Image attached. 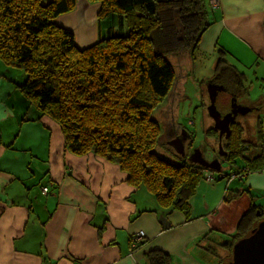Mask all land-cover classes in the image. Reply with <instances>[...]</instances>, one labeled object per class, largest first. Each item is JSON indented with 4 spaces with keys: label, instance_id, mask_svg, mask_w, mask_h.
<instances>
[{
    "label": "crops",
    "instance_id": "crops-1",
    "mask_svg": "<svg viewBox=\"0 0 264 264\" xmlns=\"http://www.w3.org/2000/svg\"><path fill=\"white\" fill-rule=\"evenodd\" d=\"M97 11L79 24L94 22L98 37ZM210 18L198 50L223 49L243 75L248 108L262 112L264 135V0H217ZM24 81L21 71L0 62V264H144V254L156 248L170 255V264H226L227 253L213 261L205 248L228 241L251 205L264 211V157L260 169L240 178L229 166L214 170L213 181L206 172L186 217L132 188L117 165L65 151L59 126L39 119L18 91ZM242 162L239 168L248 166ZM139 231L145 237L132 250L130 239Z\"/></svg>",
    "mask_w": 264,
    "mask_h": 264
},
{
    "label": "trees",
    "instance_id": "trees-1",
    "mask_svg": "<svg viewBox=\"0 0 264 264\" xmlns=\"http://www.w3.org/2000/svg\"><path fill=\"white\" fill-rule=\"evenodd\" d=\"M88 1L99 4L96 20L101 31L94 44L81 49L74 34L56 23L75 9L77 0H0V62L24 74L18 91L39 119L50 118L59 126L65 151L75 156L91 153L117 165L132 188H143L157 205L188 217V199L207 169L192 161L177 164L158 156L160 128L151 113L175 80L167 57L182 53L195 57L212 24L214 8L206 0ZM215 50L218 60L212 82L232 96H246L243 75L226 61L223 49ZM229 128L222 141L221 163L236 169L232 173L236 178L260 169L261 118L256 120L254 140L242 138L244 128L238 121ZM206 135L218 144L216 130L208 129ZM236 160L248 166L239 168ZM262 220L264 211L251 205L236 233L221 245L228 254L226 264L234 244ZM205 249L216 255L215 248ZM170 262V255L160 248L144 254V264Z\"/></svg>",
    "mask_w": 264,
    "mask_h": 264
},
{
    "label": "rangeland",
    "instance_id": "rangeland-1",
    "mask_svg": "<svg viewBox=\"0 0 264 264\" xmlns=\"http://www.w3.org/2000/svg\"><path fill=\"white\" fill-rule=\"evenodd\" d=\"M98 5L97 2L77 0L73 11L56 19L57 23L64 21L66 28L73 32L76 45L81 49L98 40L97 25L94 22L84 21L83 24H79L94 9L96 12ZM103 24L105 23H102L101 27L104 32L106 25ZM94 32L95 36H93ZM167 59L174 69L175 80L163 103L151 113V118L160 128V137L155 147V153L161 158L177 164L190 163L193 160L192 156L199 153L205 162L210 163L218 154V145L212 137L206 135V130L213 128L214 125L213 119L208 113L210 101L207 85L215 77L218 54L215 49L210 54L197 50L193 58L187 53H182L171 55ZM221 89L215 101L216 108L221 114L226 113L233 102L252 107L253 104L250 103L247 96L235 97L223 87ZM252 108L250 112L237 117V121L242 123L244 128L242 135L244 140H254L256 120L260 117L262 119V112L256 107ZM175 141H180L182 151L179 150L176 143L173 144ZM235 163L237 167L243 165L242 160H236ZM225 167L227 168L226 164ZM212 246H215L216 252V258L213 261L219 258L222 252L226 253L224 249L216 247L214 242ZM222 264H225V260Z\"/></svg>",
    "mask_w": 264,
    "mask_h": 264
},
{
    "label": "water",
    "instance_id": "water-1",
    "mask_svg": "<svg viewBox=\"0 0 264 264\" xmlns=\"http://www.w3.org/2000/svg\"><path fill=\"white\" fill-rule=\"evenodd\" d=\"M221 88V86L214 83H209L207 85V93L210 101L208 113L213 119L214 128L219 131V136L225 133L226 137H228L231 122L235 120L237 115H245L250 111V108L246 106H237L235 103H232L230 112L221 116L215 105L217 94L222 90ZM175 143L179 147V150L182 151L180 146L181 143L179 141ZM220 147L219 145V148ZM220 155L224 156L225 152L220 153ZM195 156L196 158H193L194 162L208 169L220 171L221 164L217 160L207 163L199 153H196ZM228 264H264V220L260 221L248 236L238 240L234 244L232 248V258Z\"/></svg>",
    "mask_w": 264,
    "mask_h": 264
},
{
    "label": "built area",
    "instance_id": "built-area-1",
    "mask_svg": "<svg viewBox=\"0 0 264 264\" xmlns=\"http://www.w3.org/2000/svg\"><path fill=\"white\" fill-rule=\"evenodd\" d=\"M210 3L212 5L213 8H215L216 4H217V0H210ZM208 178V175H206V179ZM41 191L43 194L47 193V188L43 187L41 188ZM144 232L143 231H139L137 233H135L134 235H132L131 239H130V247L132 250H134L135 248L138 247L139 243L142 242L143 238H144Z\"/></svg>",
    "mask_w": 264,
    "mask_h": 264
},
{
    "label": "flooded vegetation",
    "instance_id": "flooded-vegetation-1",
    "mask_svg": "<svg viewBox=\"0 0 264 264\" xmlns=\"http://www.w3.org/2000/svg\"><path fill=\"white\" fill-rule=\"evenodd\" d=\"M211 83H214V82H211ZM214 84H216V83H214ZM221 86L224 87L223 85H221ZM224 89H225V87H224ZM225 90H226V89H225ZM227 92H228V91H227ZM218 93H219V92H218ZM228 93H229V92H228ZM236 103H237V102H236ZM231 105H232V103H231ZM231 105H230V108L227 110L226 113L230 112V110H231ZM237 106H240V105H238V103H237ZM224 114H225V113L221 114V116H223ZM238 116H239V115L236 116V118H235V120H234L233 122H236V121H237V117H238ZM233 122H231V123H233ZM218 134H219V133H218ZM218 137H219V136H218ZM227 138H228V137H226L225 133H223V134L218 138V139L220 140V142H219L220 144H219V145L221 146V147H220L221 149L219 148V145H218V154L215 156L214 160H217V161L221 164V166H224V165L221 163V161H220V157L223 156V155H220V153H224V152H223V145H222L223 142H222V141H223V140H226ZM195 155H196V154H195ZM195 155H193L192 157H193V158H196ZM214 160H213V161H214ZM221 171H223L222 168L220 169L219 172H221Z\"/></svg>",
    "mask_w": 264,
    "mask_h": 264
},
{
    "label": "bare ground",
    "instance_id": "bare-ground-1",
    "mask_svg": "<svg viewBox=\"0 0 264 264\" xmlns=\"http://www.w3.org/2000/svg\"><path fill=\"white\" fill-rule=\"evenodd\" d=\"M192 162H194L193 160H191ZM194 163H197V162H194ZM198 164V163H197ZM205 167V166H204ZM206 168V167H205ZM225 169L224 168V166H221L220 165V169ZM207 169V175H208V178L206 179L207 181H213V180H215L216 179V176H215V172H214V170L212 169V170H209L208 168H206ZM232 175V174H231ZM256 215L258 216L259 215V213L257 212L256 213ZM222 245V244H221ZM221 245H220V247H221ZM222 248V247H221ZM222 250H223V248H222ZM231 258H232V256H231ZM226 259H227V261L229 260V258H228V255L226 256ZM230 261H231V259H230Z\"/></svg>",
    "mask_w": 264,
    "mask_h": 264
}]
</instances>
